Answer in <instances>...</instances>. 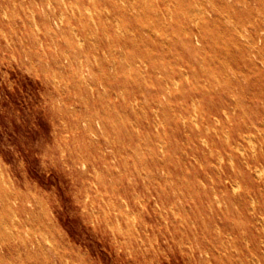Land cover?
Listing matches in <instances>:
<instances>
[{
	"label": "rangeland",
	"instance_id": "rangeland-1",
	"mask_svg": "<svg viewBox=\"0 0 264 264\" xmlns=\"http://www.w3.org/2000/svg\"><path fill=\"white\" fill-rule=\"evenodd\" d=\"M0 264H264V0H0Z\"/></svg>",
	"mask_w": 264,
	"mask_h": 264
},
{
	"label": "bare ground",
	"instance_id": "bare-ground-1",
	"mask_svg": "<svg viewBox=\"0 0 264 264\" xmlns=\"http://www.w3.org/2000/svg\"><path fill=\"white\" fill-rule=\"evenodd\" d=\"M211 2V1H210ZM199 9V8H198ZM199 12H201V11H199ZM175 22V21H174ZM124 25V24H123ZM214 49V48H213ZM250 49V48H249ZM193 128V127H192ZM239 185V184H238ZM240 188H241V186H240ZM7 199V198H6ZM225 205V204H224ZM191 251V250H190Z\"/></svg>",
	"mask_w": 264,
	"mask_h": 264
}]
</instances>
